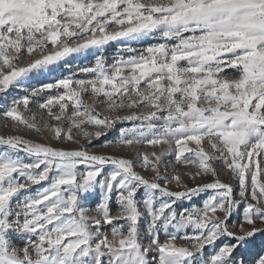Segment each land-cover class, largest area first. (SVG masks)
<instances>
[{
    "label": "snow or ice",
    "instance_id": "obj_1",
    "mask_svg": "<svg viewBox=\"0 0 264 264\" xmlns=\"http://www.w3.org/2000/svg\"><path fill=\"white\" fill-rule=\"evenodd\" d=\"M0 119V264H264V0H0Z\"/></svg>",
    "mask_w": 264,
    "mask_h": 264
},
{
    "label": "rangeland",
    "instance_id": "obj_2",
    "mask_svg": "<svg viewBox=\"0 0 264 264\" xmlns=\"http://www.w3.org/2000/svg\"><path fill=\"white\" fill-rule=\"evenodd\" d=\"M159 41L158 39H152V38H146L142 41L139 42H134L133 43V47H136L137 49H141L143 47H146L148 45L151 44H156ZM120 47V44L118 42H113L111 44H109L108 46H106L103 55L105 57H107L108 61L111 62L112 57L116 55L118 48ZM98 53L95 52H90L88 54H83L77 57H70L67 61V63L65 64L64 62L61 63V65L56 66L55 70L51 73H46L43 74L41 76H34L32 78H30V80L28 81L26 86H31V87H36V86H40L44 83H50V82H54L55 79L60 78L62 76H67V75H71L72 72L76 69H78L79 67H86V66H92L94 64V60H95V56ZM70 65V67H69ZM231 69L228 70L229 73H231ZM81 74H79L77 72V78H80ZM22 89H10V95L12 96H18V95H22ZM90 102V101H89ZM121 127V125H116V128L113 129L112 131H110L107 135V137H102L100 140H94L92 145H87L91 151L95 152V153H100V154H107V155H116V156H131V153L128 152H121L119 150H113L112 148H102L99 145H101L103 143V141L105 139H114L116 136H118V130ZM0 135L2 136H8V135H20L30 141L33 142H39V143H52V145L54 147L57 148H66V149H76L78 147V145L76 144H71V143H65V144H58L55 143L54 141H47L43 138H40L38 136H36L35 134L32 133H28L25 131H20V132H15L11 129V125L8 124L7 126H5L4 120L0 119ZM46 135V134H45ZM146 151H151V149H145ZM157 151H159V149H157ZM166 160L170 159V158H165ZM137 171H141L140 169H137ZM169 173L173 172V168L170 166L168 169ZM187 171H195L194 169H189V168H184V167H179L175 169L176 174L181 175L182 180L185 184H187L189 187H194L195 184L199 183V184H203V183H208V182H212L213 178L212 177H204L201 179H198L197 181H192L191 179H189V177L185 174ZM141 174L145 175L146 177H150V173L149 172H143L141 171ZM220 180L222 182L225 183H235V181H233L230 177V175L225 172L224 170H220ZM47 182H44V184L46 185ZM41 187V185H36L33 186L29 191L32 194H35V192ZM170 190L172 191H179L182 190L180 188H178L176 186L175 183H172L169 185ZM208 193H204L201 194L199 197H193L192 201H178L177 202V210L179 211L181 208L184 207H190L192 205H196V206H200L202 205L203 201L205 199H207ZM22 198V196H21ZM96 202V197H93V199L91 201H89L90 205H94ZM113 207V214H115V205L112 206ZM241 219V215L238 214H234V216L231 219V224L235 225L238 223V221ZM260 226V225H257ZM161 239H163V235L161 236ZM17 245H22V241L21 240H16L15 241ZM179 243H183L182 241ZM206 252L210 251V249H206Z\"/></svg>",
    "mask_w": 264,
    "mask_h": 264
}]
</instances>
